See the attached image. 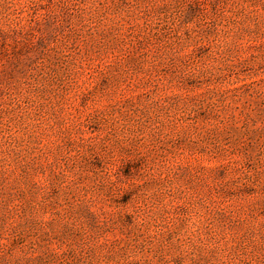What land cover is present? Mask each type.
Listing matches in <instances>:
<instances>
[{
	"label": "rangeland",
	"instance_id": "rangeland-1",
	"mask_svg": "<svg viewBox=\"0 0 264 264\" xmlns=\"http://www.w3.org/2000/svg\"><path fill=\"white\" fill-rule=\"evenodd\" d=\"M0 264H264V0H0Z\"/></svg>",
	"mask_w": 264,
	"mask_h": 264
}]
</instances>
